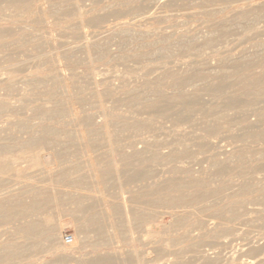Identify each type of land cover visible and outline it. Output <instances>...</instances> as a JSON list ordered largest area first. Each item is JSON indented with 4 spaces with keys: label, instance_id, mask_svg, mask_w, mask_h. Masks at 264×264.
Segmentation results:
<instances>
[{
    "label": "rangeland",
    "instance_id": "1",
    "mask_svg": "<svg viewBox=\"0 0 264 264\" xmlns=\"http://www.w3.org/2000/svg\"><path fill=\"white\" fill-rule=\"evenodd\" d=\"M1 201L0 264H264V0H0Z\"/></svg>",
    "mask_w": 264,
    "mask_h": 264
},
{
    "label": "bare ground",
    "instance_id": "2",
    "mask_svg": "<svg viewBox=\"0 0 264 264\" xmlns=\"http://www.w3.org/2000/svg\"><path fill=\"white\" fill-rule=\"evenodd\" d=\"M19 4V3H18ZM259 81H257V82H255V83H252L251 85H250V87H255V86H257V85H259ZM151 107L152 108H156V109H161V106L160 105H157V104H152L151 105ZM180 119H181V117H180ZM262 134L261 133H259V134H255V137H259V136H261ZM252 136V135H251ZM259 139H260V137H259ZM169 157H171V158H173V157H176V155H174V154H169L168 155ZM179 157V156H178ZM222 169H223V167L221 166V167H219L218 168V170L217 171H222ZM145 172V171H144ZM225 186V185H224ZM249 186V185H248ZM226 187V186H225ZM183 189V185H182V183L180 182V181H175V180H171V181H169V182H166V183H164V184H160V185H158V186H155L152 190H151V194L152 195H154V198H151L150 200H148V201H145L144 203H142L143 205L145 204V205H147V204H149V205H153V206H163V207H166V208H168V209H176V208H178V207H189V205L190 204H192V203H194L195 202V204L197 203V202H200V201H204V199H206V197H211V194L212 195H215L216 193L214 192V191H210V190H205V191H203V192H200V193H196V194H186L185 192H179L177 195H172V194H166V193H162V190H173V191H180V190H182ZM244 189V186L241 188V190H243ZM234 194H235V192H233ZM242 193V192H241ZM142 193H140V195H141ZM147 194V193H146ZM234 194H230V195H226L225 197L227 198V200H229V202H228V205H223V206H221L220 207V209L218 210V211H216V212H211V213H209L210 215L208 216L210 219L211 218H213L214 219V217H216L217 219H219V221H228V222H231V221H233V220H235L236 219V216H237V213H236V211H235V209H234V206H235V204L237 203V201L236 200H232L231 199V197L234 195ZM148 196V195H147ZM139 197H142V195L141 196H139ZM146 197V196H145ZM192 197H195L194 199L192 198ZM143 199H144V197H142ZM147 198V197H146ZM146 198H145V200H146ZM140 199V198H139ZM149 199V198H148ZM191 206V205H190ZM192 206H193V204H192ZM5 208H6V205L4 204V202L3 201H1L0 202V213L2 214L4 211H5ZM89 209V205H87V206H83L82 205V208H81V212L82 213H86L87 212V210ZM170 213V212H169ZM149 214H151V213H149ZM149 214H146V215H149ZM146 215H144L143 213L142 214H139L138 215V218H137V220H136V226L135 227H137L139 224H140V222H142L143 223V221L144 220H147L148 219V217L146 216ZM77 217V216H76ZM75 217V218H76ZM150 217V216H149ZM80 217H78V219H79ZM215 218V219H216ZM81 219V218H80ZM82 219L83 220H85V222L86 223H89V224H92L93 223V227L96 229V232H101V235L100 236H102V230H100V226H102L103 227V225H99V223H98V221H97V218L96 217H94V216H92V217H89V219H85V216L84 215H82ZM81 219V220H82ZM185 218H182L181 219V221L182 220H184ZM95 220H96V222H95ZM186 220V219H185ZM95 222V223H94ZM139 222V223H138ZM177 221H175V223H176ZM178 223V222H177ZM202 222H200V224H201ZM199 224V225H200ZM41 224H39V223H37V222H34L33 224H32V226L29 224H25V226H24V229L26 230V232H27V230L28 231H30V230H32L33 231V235L36 237V236H39L40 234H44V233H48V235L50 236L51 235V233H50V229H48V230H43L42 228H41V226H40ZM200 227V226H199ZM198 227V228H199ZM197 228V227H196ZM201 229H202V226L200 227ZM151 229H152V227H151ZM215 229V228H214ZM192 230V229H191ZM191 230H189V232L191 231ZM198 230H200V229H198ZM219 230V229H218ZM226 231H228L227 229H225ZM225 230H219L217 233H216V230H215V233L213 232V229H211V230H207L206 232H204V233H206V234H212L211 236H213V235H215L216 237H218V238H220V237H224L225 235H224V231ZM194 231V230H193ZM94 236H96V235H94ZM94 243H95V245H100L99 243H100V239H99V237H96L95 238V241H94ZM93 243V244H94ZM195 243H197V242H195ZM195 243H193V252L195 253V256H196V258H198V259H200L201 260V262L199 263V264H215L212 260H209V259H206L205 258V255L207 254V252H208V250H210L211 249V247L213 246V244L211 245L210 243L211 242H209V243H197V244H195ZM217 243H219V242H217ZM216 243V244H217ZM219 245H221L220 243H219ZM191 246H192V244H191ZM216 246V248L217 247H219L218 245H215ZM214 246V247H215ZM222 246H224V245H222ZM221 246V247H222ZM13 247V246H12ZM213 247V248H214ZM212 248V249H213ZM2 249V251L3 252H5L6 251V249L4 248V247H2L1 248ZM9 251V253L10 254H17L18 255V252H16L14 249H12L11 248V250H8ZM252 253V252H251ZM97 257V256H96ZM110 259H112V258H109V257H107V256H105V255H102V256H98V258H97V262L98 263H104V264H109L110 263ZM192 260V259H191ZM191 260H189V262L191 261ZM197 260V259H196ZM113 261V259L111 260V262ZM194 262V261H193ZM193 262H190L191 264L193 263ZM87 263V262H86ZM189 263V264H190ZM92 264V263H91ZM96 264V263H95ZM111 264H113V262L111 263ZM172 264H187V262L185 261V262H178V260H175V261H173L172 262Z\"/></svg>",
    "mask_w": 264,
    "mask_h": 264
},
{
    "label": "built area",
    "instance_id": "3",
    "mask_svg": "<svg viewBox=\"0 0 264 264\" xmlns=\"http://www.w3.org/2000/svg\"><path fill=\"white\" fill-rule=\"evenodd\" d=\"M63 241H64L65 244H71L72 241H73V238L71 236H69V235H65L63 237Z\"/></svg>",
    "mask_w": 264,
    "mask_h": 264
}]
</instances>
